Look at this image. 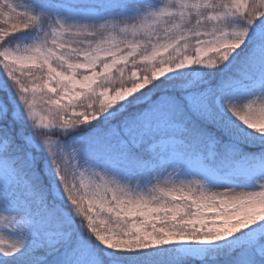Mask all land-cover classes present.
Listing matches in <instances>:
<instances>
[{"label":"snow or ice","instance_id":"1","mask_svg":"<svg viewBox=\"0 0 264 264\" xmlns=\"http://www.w3.org/2000/svg\"><path fill=\"white\" fill-rule=\"evenodd\" d=\"M0 264H264V0H0Z\"/></svg>","mask_w":264,"mask_h":264}]
</instances>
